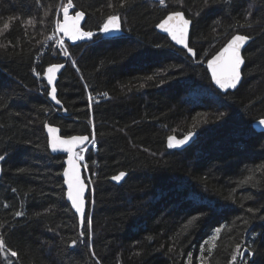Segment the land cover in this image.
Returning <instances> with one entry per match:
<instances>
[{
	"label": "trees",
	"instance_id": "obj_1",
	"mask_svg": "<svg viewBox=\"0 0 264 264\" xmlns=\"http://www.w3.org/2000/svg\"><path fill=\"white\" fill-rule=\"evenodd\" d=\"M67 2L0 0V264H264V133L255 128L264 119V0H72L93 37L34 63ZM176 11L192 21L194 58L155 30ZM110 15L124 34L104 39ZM235 34L250 38L242 82L221 95L205 64ZM54 64H64L60 108L43 78ZM102 93L108 99L90 106L87 95ZM46 124L62 137L94 136L85 154L91 229L66 203L64 157L50 153ZM190 132V145L168 147ZM243 248L253 254L240 261Z\"/></svg>",
	"mask_w": 264,
	"mask_h": 264
},
{
	"label": "snow or ice",
	"instance_id": "obj_2",
	"mask_svg": "<svg viewBox=\"0 0 264 264\" xmlns=\"http://www.w3.org/2000/svg\"><path fill=\"white\" fill-rule=\"evenodd\" d=\"M160 4L163 5L165 0H159ZM207 3V0H205ZM123 6V4H121ZM73 8L72 0H68L66 4H62L60 6V10L63 12V21L56 20L55 21V31L57 33H64L69 39L76 41L82 40L85 38H92L93 33L90 31H81L80 22L84 19V12L76 11L74 15H69V9ZM192 23L190 19L185 18L182 12L176 11L170 14L165 20L157 25V27L162 31L168 34L171 37V40L175 42L177 45H183L187 48V51L193 57L196 56V52L188 45L187 40L189 36V25ZM8 24H4V28H8ZM121 30L120 18L117 15H110L103 23L100 28V32L104 34H108L110 32H119ZM48 40H52V37H46ZM249 37L246 35H234L227 42V44L210 60L207 61V68L211 72L212 80L220 89H229L235 88L237 83L241 79V65L244 63V59L241 55V49L244 47L245 43ZM64 41L59 37L55 40V44L61 48L62 54L65 57H68V50L64 48ZM75 66V65H74ZM64 67L63 64L53 65L48 67L46 70V79L48 85H53L55 73ZM149 80L152 77H148ZM143 87V85H141ZM51 100L56 104H60V100L57 99L56 96V87H52L51 91L48 92ZM260 124L264 125V120L260 121ZM49 133L48 145L52 151V153H56L57 151H63L68 154L67 158V168L63 171L64 176V184L67 186V200L71 202V207L75 209V212L80 216V223L83 227L85 221H87V227L91 229V220L87 219V215L85 212V184L81 181L80 175V166L79 161L83 160L84 157L79 153L73 155V151L80 145H84L86 141H89L88 136H73L70 139H62L54 133L57 132V129L54 127H50L47 124L45 125ZM189 139L188 136H185L182 140H176L174 137L168 138V147L175 148L179 145L185 144V142ZM93 147L95 146V139L93 136L92 140ZM81 151H84L82 148ZM5 157L0 155V160H3ZM87 168V165H84ZM20 172H24L25 169H19ZM126 173L120 172L118 175H114L111 177L113 181L119 183L124 177ZM249 180L251 177L248 178ZM15 191V189L13 190ZM7 207V205H5ZM248 211H253L251 208ZM22 212L16 211L15 216L20 217ZM197 218L193 217L188 221V224H192ZM215 232L219 234L221 232V227H217ZM83 235V233H81ZM212 239H217V236L211 237ZM5 242L0 239V248L4 247ZM204 242L200 246L201 252L205 250ZM76 241L73 240L69 247H75ZM248 255L251 256L253 253L248 249ZM18 254L16 251H11L10 256L16 257ZM241 255H243L241 253ZM189 261L192 259V254H188ZM237 256L232 257V261H236Z\"/></svg>",
	"mask_w": 264,
	"mask_h": 264
},
{
	"label": "water",
	"instance_id": "obj_3",
	"mask_svg": "<svg viewBox=\"0 0 264 264\" xmlns=\"http://www.w3.org/2000/svg\"><path fill=\"white\" fill-rule=\"evenodd\" d=\"M172 13H174V12H172ZM172 13L167 14V15H166V16H165V17H164L159 23H161L163 20H165V19H166L170 14H172ZM69 15H70V16H71V15H74V14L72 13V8L69 9ZM184 16H185V15H184ZM185 18H186V17H185ZM63 19H64V17H63V12L61 11V21H63ZM84 20H85V15H84V19L80 22L81 31H82V26H83V24H84ZM159 23H158V24H159ZM120 24H121V23H120ZM158 24H157V25H158ZM157 25L155 26V30H156V32H157L158 34H160V35L166 37V38L170 41V43L173 45V47H175V48L178 49V50H181V51L186 52V54H187L189 57L194 58L192 55H190V54L188 53L187 48H185L183 45H177V44H175V42L171 40V37L168 36L167 33L162 32V31L157 27ZM190 32H191V24L189 25V36H188V40H187L188 45H189ZM60 34L62 35L64 41L67 42V43H69L70 45H76V44H78L80 41H82V40H76V41H73V40L69 39L67 36H65L64 33L61 32ZM100 34L103 35L105 38H112V37H115L116 35H121L122 32H121V30H120L119 32H110V33H108V34H104V33H101V32H100ZM235 35H242V34H235ZM233 36H234V35H233ZM231 38H232V37H231ZM231 38H229L228 41H229ZM228 41H227V42H228ZM227 42L224 44V46L227 44ZM249 43H250V38H249V39L247 40V42L245 43L244 47H242V49H241V55L243 54L244 49L247 47V45H248ZM224 46H223V47H224ZM223 47H222V48H223ZM222 48H221V49H222ZM221 49H220V50H221ZM220 50H219V51H220ZM219 51H218V52H219ZM218 52H217V53H218ZM217 53H216V54H217ZM216 54H214L212 57H210V59H212ZM242 58H243V55H242ZM210 59H208V60H210ZM243 59H244V58H243ZM208 60H207V61H208ZM244 63H245V61H244ZM244 63L241 65V79H240V81L237 83V86H236L235 88L220 89V88L215 84V82L212 80L211 72H210V70L207 68V62H206V64H205V66H206V70H207V73H208V76H209V78H210V81H211V84H212L213 88H214L217 92H219L221 95H225L226 93H232L233 91H235V90L239 87L240 83L242 82V69H243ZM54 65H58V64H54ZM63 65H64V64H63ZM52 66H53V65H52ZM50 67H51V66H50ZM63 69H64V67L60 68V69L55 73V78H54L53 85H48V83H47V79H46V71L44 72V80H45V82H46V84H47V86H48V88H49L48 92L51 91L52 87H56V83H57V81H58L59 75H60V73L62 72ZM46 70H47V69H46ZM47 100H48L49 103H50L51 105H53L54 107H56V108H60V107H61L60 104H56L54 101H52L49 95L47 96ZM263 120H264V119H263ZM260 121H261V120H259V121H257V122L255 123V126H256L255 128H256L257 132H259V133H264V125L260 124ZM47 125L50 126V127H54V128H56V129H57V132L54 133V135H57V136H59V137L62 138V139H70L71 137H73V136H71V137H62L61 134H60V130H59L58 127H56V126H51V125H49V124H47ZM44 133H45V136H46V139H47V145H48L49 133H48L47 129L45 128V126H44ZM185 136H188V137H189V139L185 142V144H183L184 147H187L188 145H190V144L195 140L196 134H195V133H189V134H187V135H185ZM185 136H184V137H185ZM184 137H183L182 139H184ZM182 139H181V140H182ZM86 144H87V141L85 142L84 145H80V146H78L77 148H75L74 151H73V155H75L76 152H77L78 150L84 148V147L86 146ZM48 148H49V151H50L51 154H53V155H61V156L64 157V160H63V164H64L63 171H64V169L67 168V158H68V154H67L66 152H63V151H57L56 153H52V151H51L49 145H48ZM79 166H80L81 181L85 184L84 197H85V210H86V198H87V195H88L89 188H88V186H87L86 183H85L84 175H83V168H82V166L80 165V163H79ZM63 171H62V174H61V179H62V181H63V187H64V191H65V200H66V203L70 206V208H71L72 212L74 213V215L77 217L78 223H79V225L81 226V223H80V216H79V214H77V213L75 212V209H73V208L71 207V202L67 200V186L64 184ZM71 248H72V247H71ZM247 253H248V251H245V249H243V250H242V254H243V255H240V260H242V259L244 258V256H245ZM251 257H252V255L250 256V258H251Z\"/></svg>",
	"mask_w": 264,
	"mask_h": 264
},
{
	"label": "rangeland",
	"instance_id": "obj_4",
	"mask_svg": "<svg viewBox=\"0 0 264 264\" xmlns=\"http://www.w3.org/2000/svg\"><path fill=\"white\" fill-rule=\"evenodd\" d=\"M56 20H59V13H58V11L56 12V14H55V16H54V19H53V22H52V26H51V29H50V31H49V33L47 34V36L46 37H52V40H48V39H44V41H43V43H42V49H41V51L38 53V54H36L35 56H34V63H38L39 61H40V59L42 58V56L45 54V52L48 50V49H50V47H57V48H60L58 45H56L55 44V40L59 37L60 39H62V36L59 34V33H57L56 31H55V21ZM48 45H49V47H48ZM64 48L66 49V45H64ZM61 49V48H60ZM69 61H70V63H71V65L74 67V62H73V60L71 59V58H69ZM38 74H36V76H37ZM91 98V97H90ZM89 98V100H88V103H89V105L90 104H98V103H100V102H102L101 100H99V99H96V97H95V101H93V100H91ZM89 142H91V139H90V141ZM89 147H91L92 148V150L93 151H95L96 150V148L95 147H93L92 146V144H90L84 151H80V155H82L83 157H84V159L83 160H81V161H83L84 162V164L86 165V162H85V154H86V151H87V149L89 148ZM64 188V187H63Z\"/></svg>",
	"mask_w": 264,
	"mask_h": 264
},
{
	"label": "bare ground",
	"instance_id": "obj_5",
	"mask_svg": "<svg viewBox=\"0 0 264 264\" xmlns=\"http://www.w3.org/2000/svg\"><path fill=\"white\" fill-rule=\"evenodd\" d=\"M243 249H246V248H243ZM243 249H242V250H243ZM242 250H241V253H242ZM247 254H248V253H247Z\"/></svg>",
	"mask_w": 264,
	"mask_h": 264
}]
</instances>
